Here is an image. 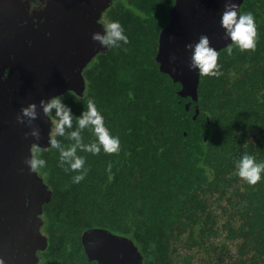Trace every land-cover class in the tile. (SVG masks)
<instances>
[{
    "label": "trees",
    "instance_id": "trees-1",
    "mask_svg": "<svg viewBox=\"0 0 264 264\" xmlns=\"http://www.w3.org/2000/svg\"><path fill=\"white\" fill-rule=\"evenodd\" d=\"M173 2L115 0L103 14L105 24L123 25L129 43L97 54L83 71V95L68 91L63 102L75 127L94 99L121 150L79 153L89 173L73 184L59 153L41 148L47 165L36 171L51 190L42 264H89L81 233L91 227L131 238L143 264H264V178L248 184L234 163L243 153L264 160V0L243 1L240 11L256 19V48L219 50L222 75H200L195 118L155 59Z\"/></svg>",
    "mask_w": 264,
    "mask_h": 264
},
{
    "label": "water",
    "instance_id": "water-1",
    "mask_svg": "<svg viewBox=\"0 0 264 264\" xmlns=\"http://www.w3.org/2000/svg\"><path fill=\"white\" fill-rule=\"evenodd\" d=\"M114 0H0V260L3 264H36V252L47 245L41 232L43 204L51 190L36 170L25 163L31 144L50 147V118L39 107L41 99L72 91L82 96L83 71L99 53L91 39L103 33V13ZM244 0H234L239 10ZM225 0H174L169 18L158 34L155 59L162 72L180 83L178 93L193 103L199 114L200 74L189 69L191 50L201 34L218 51L230 42L220 25ZM172 39H169V37ZM175 59L170 61V57ZM7 76H4V72ZM37 104L33 125L40 138L25 133L17 121L21 107ZM206 137H204L205 139ZM81 243L89 260L98 264H143L133 240L106 228L82 232Z\"/></svg>",
    "mask_w": 264,
    "mask_h": 264
},
{
    "label": "clouds",
    "instance_id": "clouds-1",
    "mask_svg": "<svg viewBox=\"0 0 264 264\" xmlns=\"http://www.w3.org/2000/svg\"><path fill=\"white\" fill-rule=\"evenodd\" d=\"M220 25L224 29L225 37L230 40L224 49L229 56L233 54L234 48L240 51L255 50L257 24L252 11L241 12L239 5L234 0H225ZM102 28L103 33L94 32L91 39L98 42L104 49H122L129 43L125 28L120 22L109 21L102 25ZM169 39L172 37L170 36ZM185 48L191 50L188 64L190 70L194 69L198 74L209 77L222 75V64L218 62L220 52L210 45L207 35L201 34L196 42L186 44ZM172 59L175 57L171 56L170 61ZM4 76H7L6 71ZM39 107L43 114L50 118L51 127L48 140L50 147L59 153V166L66 173H76L72 177L73 184L83 182L89 173L86 157L79 153L99 156L102 151L105 153L120 152V137L114 135L106 126L105 118L98 110L94 99L88 100L86 111H82L76 118L75 127H73L74 114L70 106L63 102V94L50 96L47 100L41 99ZM37 115V104L30 102L27 106L21 107L20 114L16 117L18 122L29 127V131L25 135H30L34 140L40 138L39 127L33 125ZM85 130L90 131L95 137L90 143L84 142L83 133ZM58 137H65L70 143L65 145ZM25 163L30 170L46 167L47 161L43 158L38 143L31 144L30 155L26 158ZM234 163L237 175L248 184L254 185L264 178V160L258 161L254 155L243 153L238 159L234 158ZM0 264H3V260H0Z\"/></svg>",
    "mask_w": 264,
    "mask_h": 264
},
{
    "label": "flooded vegetation",
    "instance_id": "flooded-vegetation-1",
    "mask_svg": "<svg viewBox=\"0 0 264 264\" xmlns=\"http://www.w3.org/2000/svg\"><path fill=\"white\" fill-rule=\"evenodd\" d=\"M115 1V0H114ZM113 1V2H114ZM112 2V3H113ZM112 5V4H111ZM110 5V6H111ZM109 8V7H108ZM107 8V9H108ZM106 9V10H107ZM105 13V12H104ZM103 13V14H104ZM102 17H103V15H102ZM102 17H101V21L104 23V21H103V19H102ZM104 25H105V23H104ZM40 216H41V218H42V220H43V224H42V226H41V232L47 237V245H46V247L44 248V249H42V250H38L37 252H36V254H37V257H39L40 258V260H38V263H36V264H42L43 262H44V259L46 258V254H47V250L49 249L48 248V243H49V234L47 233V231L45 230V228H46V226H45V223H46V219H45V217H44V214H43V211H42V213L40 214ZM87 229V228H86ZM85 229V230H86ZM84 231V230H83ZM82 231V232H83ZM83 247V246H82ZM83 252H84V247H83ZM84 254H85V252H84ZM85 256H86V254H85ZM86 259H87V261H88V263L89 264H98L97 263V261L96 260H89L88 259V257L86 256Z\"/></svg>",
    "mask_w": 264,
    "mask_h": 264
}]
</instances>
